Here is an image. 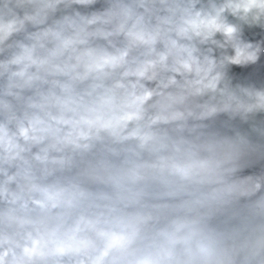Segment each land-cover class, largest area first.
Masks as SVG:
<instances>
[{
	"label": "clouds",
	"instance_id": "clouds-1",
	"mask_svg": "<svg viewBox=\"0 0 264 264\" xmlns=\"http://www.w3.org/2000/svg\"><path fill=\"white\" fill-rule=\"evenodd\" d=\"M0 264H264V0H0Z\"/></svg>",
	"mask_w": 264,
	"mask_h": 264
}]
</instances>
